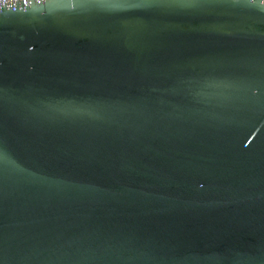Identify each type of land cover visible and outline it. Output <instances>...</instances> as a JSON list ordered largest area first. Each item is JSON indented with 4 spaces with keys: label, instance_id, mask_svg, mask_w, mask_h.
Wrapping results in <instances>:
<instances>
[{
    "label": "water",
    "instance_id": "95a60500",
    "mask_svg": "<svg viewBox=\"0 0 264 264\" xmlns=\"http://www.w3.org/2000/svg\"><path fill=\"white\" fill-rule=\"evenodd\" d=\"M0 264H264V0H0Z\"/></svg>",
    "mask_w": 264,
    "mask_h": 264
}]
</instances>
